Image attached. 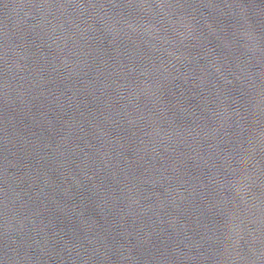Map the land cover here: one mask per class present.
<instances>
[{
  "label": "water",
  "instance_id": "95a60500",
  "mask_svg": "<svg viewBox=\"0 0 264 264\" xmlns=\"http://www.w3.org/2000/svg\"><path fill=\"white\" fill-rule=\"evenodd\" d=\"M0 264H264V0H0Z\"/></svg>",
  "mask_w": 264,
  "mask_h": 264
}]
</instances>
